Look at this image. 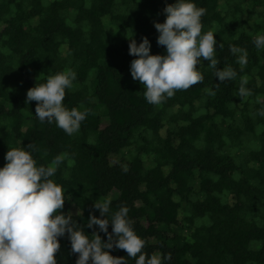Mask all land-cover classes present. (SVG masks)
Returning <instances> with one entry per match:
<instances>
[{
  "label": "trees",
  "instance_id": "1",
  "mask_svg": "<svg viewBox=\"0 0 264 264\" xmlns=\"http://www.w3.org/2000/svg\"><path fill=\"white\" fill-rule=\"evenodd\" d=\"M172 2L0 0V166L8 148L29 143L38 165L66 153L52 177L64 188L60 211L86 232L107 239L86 225L100 215L93 202L107 198L106 215L127 206L142 251L170 254L164 264H264V48L253 42L264 0H195L206 9L202 31H214L217 68L236 76L220 81L201 57V82L150 104L130 74L129 39L147 37L150 53L164 54L154 21ZM230 45L246 50L243 67ZM67 69L76 79L63 104L90 110L71 135L25 103L29 87ZM58 241L57 264H75L67 233ZM108 251L135 264L124 249Z\"/></svg>",
  "mask_w": 264,
  "mask_h": 264
},
{
  "label": "clouds",
  "instance_id": "2",
  "mask_svg": "<svg viewBox=\"0 0 264 264\" xmlns=\"http://www.w3.org/2000/svg\"><path fill=\"white\" fill-rule=\"evenodd\" d=\"M163 12L165 19L154 21V27L158 45L165 47L164 54L150 53L147 37H142L139 43L130 37L128 44L129 53L134 55L129 68L131 77L143 86L144 97L150 104H160L173 96L175 90H186L201 82L204 77L196 67L201 57L216 69L215 76L220 81L236 76L231 67L217 68L214 31H202L204 7L197 6L195 0H173L165 4ZM253 42L257 49L264 48V33L256 35ZM229 47L233 54L239 53L238 63L243 67L247 63L246 50L235 45ZM75 79L76 73L71 69L58 71L26 90L25 103L36 101V117L41 122L54 121L68 135L79 130L80 122L90 111L63 104L65 91L73 88ZM246 83L247 78H242L237 90L241 97L250 94ZM209 95L215 92L209 90ZM34 150L31 143L8 148L5 163L0 166V264H57L54 253L60 248L58 237L65 233L71 251L78 253L75 264H127L125 256L110 254L108 249L113 247L126 250L135 264H164L170 259V254L149 255L142 251L145 240L134 231L125 205L108 217L110 200L93 202L100 215L90 213L86 225L98 226L106 233V240L95 231L86 232L71 212H61L64 188L52 177L67 154L56 155L48 165H38L32 155ZM76 215L80 212L76 211Z\"/></svg>",
  "mask_w": 264,
  "mask_h": 264
}]
</instances>
